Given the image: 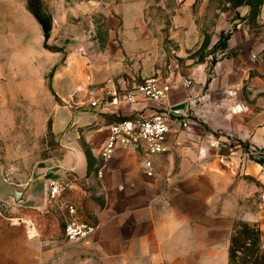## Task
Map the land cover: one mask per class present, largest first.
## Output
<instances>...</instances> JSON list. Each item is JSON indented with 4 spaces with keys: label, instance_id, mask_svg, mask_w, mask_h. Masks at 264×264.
Masks as SVG:
<instances>
[{
    "label": "crops",
    "instance_id": "1",
    "mask_svg": "<svg viewBox=\"0 0 264 264\" xmlns=\"http://www.w3.org/2000/svg\"><path fill=\"white\" fill-rule=\"evenodd\" d=\"M88 1L91 12L94 1L102 2L104 25L111 33L104 53L109 58L107 74L87 80L92 97L111 99L142 82L134 71L149 39L151 17L158 18L155 32L179 34L174 43L178 48L201 44L195 18L204 0ZM260 16L264 18V0ZM117 25L121 40L115 41ZM229 48L233 51V41ZM151 76L173 84L164 103L183 112L175 117L168 151L153 157V177L143 173L142 156L122 148L101 160L106 127L103 139L91 148L92 165L83 152L48 167L53 172L73 167L72 190L88 199L91 221L98 225L86 249L91 264H229L231 234L238 222L258 223L264 234V163L249 155L264 154V66L252 54L233 58L231 53L216 62L208 88L200 76L177 83L159 71ZM184 80L192 85L184 86ZM145 105L133 106L150 113L152 107ZM117 107L102 112L122 114ZM91 114L101 118L95 111ZM185 121L188 127L183 128L180 123ZM230 140L237 143L228 144L230 154L215 153Z\"/></svg>",
    "mask_w": 264,
    "mask_h": 264
},
{
    "label": "rangeland",
    "instance_id": "2",
    "mask_svg": "<svg viewBox=\"0 0 264 264\" xmlns=\"http://www.w3.org/2000/svg\"><path fill=\"white\" fill-rule=\"evenodd\" d=\"M40 3L52 19L47 41L30 0H0V166L8 180L20 184L36 176L40 166L62 159L73 145L86 154L92 165L93 143L103 139L105 127L114 121L90 104L92 99L104 100L92 97L87 83L89 76L107 74L109 58L104 53L111 33L104 25L102 2H93L95 12H91L92 2L88 0ZM260 3L261 0L199 2L195 19L201 44L187 50L174 45L179 34L167 32L162 36L155 32L158 18L151 17V32L140 50L135 75L141 81L157 71L175 81L200 76L208 88L216 62L231 53L233 58L252 54L264 66ZM119 29L118 25L114 27L115 41L120 39ZM231 41L233 51L229 48ZM117 52L118 49L114 51ZM94 111L101 115L100 119L92 117ZM230 143L237 145L226 141V146L220 145L215 153L230 154ZM249 155L258 163L264 160V154ZM65 201L77 206L83 220H92L88 199L77 190L57 200L45 195L37 207L0 200V264H89L87 245L68 244L62 238Z\"/></svg>",
    "mask_w": 264,
    "mask_h": 264
},
{
    "label": "built area",
    "instance_id": "3",
    "mask_svg": "<svg viewBox=\"0 0 264 264\" xmlns=\"http://www.w3.org/2000/svg\"><path fill=\"white\" fill-rule=\"evenodd\" d=\"M184 86L189 87L190 80H184ZM173 84L160 76H150L136 84L125 94L117 93L111 99L102 97L92 99L90 104L102 111H107L111 105H117V110L125 114L117 113L118 116L126 117L106 126L107 136L100 148L99 156L102 161L109 160L118 149H125L130 154L142 156V171L147 177L155 174L153 157L165 154L168 151L167 141L173 132L176 118L182 115L181 108H171L164 101L169 97ZM143 102L145 106H151L150 113L144 114L133 105ZM103 103V107H101ZM165 105V107H164ZM143 106L142 108H144ZM181 127H188L187 122H181ZM213 147L218 144L213 143ZM204 156L207 151L200 150ZM67 180L51 179L47 185V195L52 200L62 198L73 189L76 180L73 174H68ZM63 235L64 242L68 244L90 245L95 236L98 225L94 222L83 220L80 217L77 206L71 201H65L62 205Z\"/></svg>",
    "mask_w": 264,
    "mask_h": 264
},
{
    "label": "trees",
    "instance_id": "4",
    "mask_svg": "<svg viewBox=\"0 0 264 264\" xmlns=\"http://www.w3.org/2000/svg\"><path fill=\"white\" fill-rule=\"evenodd\" d=\"M30 6L47 41L51 34L52 19L43 11L40 0H30ZM110 116L113 122L126 119L115 114ZM260 163H264V160H260ZM229 258V264H264V237L258 223L238 222L235 225L230 239Z\"/></svg>",
    "mask_w": 264,
    "mask_h": 264
},
{
    "label": "water",
    "instance_id": "5",
    "mask_svg": "<svg viewBox=\"0 0 264 264\" xmlns=\"http://www.w3.org/2000/svg\"><path fill=\"white\" fill-rule=\"evenodd\" d=\"M78 153H82L77 149V146H71L70 153L66 155H73L76 158ZM64 155L62 159L66 156ZM62 159L56 161L52 159L45 165L40 166L39 172L36 176L31 178L27 183L20 184L8 180L2 172L0 166V200L9 202L11 204L22 206V207H37L45 200V195H47V185L48 181L51 179H62L67 180L68 174L76 173L73 167H61L58 172H53L51 163H61Z\"/></svg>",
    "mask_w": 264,
    "mask_h": 264
}]
</instances>
